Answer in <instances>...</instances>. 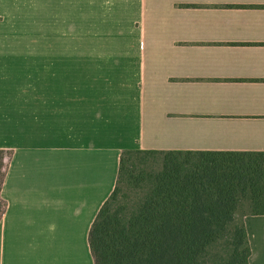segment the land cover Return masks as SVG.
<instances>
[{"label":"crops","instance_id":"0c3cea01","mask_svg":"<svg viewBox=\"0 0 264 264\" xmlns=\"http://www.w3.org/2000/svg\"><path fill=\"white\" fill-rule=\"evenodd\" d=\"M0 149V264H94L123 150L264 152V0H0Z\"/></svg>","mask_w":264,"mask_h":264},{"label":"trees","instance_id":"16d2710c","mask_svg":"<svg viewBox=\"0 0 264 264\" xmlns=\"http://www.w3.org/2000/svg\"><path fill=\"white\" fill-rule=\"evenodd\" d=\"M10 155L0 149V188ZM243 212L264 214V152L125 149L89 232L94 264H247Z\"/></svg>","mask_w":264,"mask_h":264},{"label":"rangeland","instance_id":"374dc122","mask_svg":"<svg viewBox=\"0 0 264 264\" xmlns=\"http://www.w3.org/2000/svg\"><path fill=\"white\" fill-rule=\"evenodd\" d=\"M32 18L28 19L26 29L24 31V37L21 39V43L18 46L21 47H34L35 46V29H34V18L33 21H31ZM156 158H150L151 161V167L158 168L161 164L162 158L159 156H155ZM122 192L126 193L128 195V199H132L134 197L133 193H129L127 186L125 184L121 185Z\"/></svg>","mask_w":264,"mask_h":264}]
</instances>
